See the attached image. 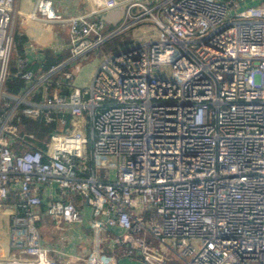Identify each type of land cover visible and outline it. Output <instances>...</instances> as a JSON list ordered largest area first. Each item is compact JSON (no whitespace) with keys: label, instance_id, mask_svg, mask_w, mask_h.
<instances>
[{"label":"built area","instance_id":"2783aa9c","mask_svg":"<svg viewBox=\"0 0 264 264\" xmlns=\"http://www.w3.org/2000/svg\"><path fill=\"white\" fill-rule=\"evenodd\" d=\"M96 1L63 17L34 0L27 15L69 37L38 72L0 0V209L4 245L24 254L0 264H264V0ZM118 5L104 31L98 11ZM101 47L74 83L71 64ZM18 113L54 125L20 130ZM44 215L88 232L84 253L44 242Z\"/></svg>","mask_w":264,"mask_h":264},{"label":"crops","instance_id":"0c3cea01","mask_svg":"<svg viewBox=\"0 0 264 264\" xmlns=\"http://www.w3.org/2000/svg\"><path fill=\"white\" fill-rule=\"evenodd\" d=\"M34 0H15V6L17 11L13 17V32L15 37L21 38V43L19 45H14L16 51L26 55L30 61H36L38 58L44 55L45 49H49L51 52H62L68 51V31L65 27V23L58 28L53 27L52 22L46 21L41 18L30 17L27 15L28 11L32 10ZM54 6L57 9L59 15L66 17L71 14H87L97 6L96 0H52ZM112 12V13H110ZM121 12V6L118 5L111 9H103L98 11L99 16H105L107 23L109 25L113 24L116 18ZM35 14L37 12H34ZM38 15V14H37ZM137 26V25H136ZM18 43V42H17ZM101 49L93 50V54L98 58L101 54ZM72 65V66H71ZM72 69V81L76 84H82L87 81L88 75L92 68L86 72L83 68H80L78 61L71 64ZM34 68L38 69L35 64ZM6 214L0 209V246L4 247L6 239ZM52 218L49 216H42L40 220V235L44 242H47V236L51 238L54 233V227ZM74 227V226H73ZM47 230L49 232L47 233ZM67 230H72V228H67ZM45 238V239H44ZM52 244V243H51ZM54 245V244H52ZM59 247L58 245H54ZM0 247V248H1ZM65 249V248H64ZM4 252L6 255H17L24 256L22 252H18L14 249H8L4 247ZM55 251L51 250V254L55 255Z\"/></svg>","mask_w":264,"mask_h":264},{"label":"rangeland","instance_id":"374dc122","mask_svg":"<svg viewBox=\"0 0 264 264\" xmlns=\"http://www.w3.org/2000/svg\"><path fill=\"white\" fill-rule=\"evenodd\" d=\"M259 1L260 0H241V1H239L238 5L241 7L243 5L255 4V3H258ZM110 13H112V12H110ZM104 18H105V16H104ZM106 19H108V18L106 17ZM52 24H53V27H55V28H58V25L61 26V24L58 21H54V22H52ZM145 25H147V24L138 25V26H136L134 24L132 26H129L126 29H124L123 31H121L120 33L111 36L106 41L110 40L111 48H112L116 45L119 38L120 37L122 38V36H127L129 38H132L135 36H137V37L144 36V35H146V33L144 32ZM65 27H66V24H65ZM110 27H112V24L106 25L104 31L110 29ZM107 48H108V46H107ZM96 62H97V58L95 57V55L92 52L88 53V55H84V56H81L78 58V63H79L80 68H83L86 72H88L90 70V67L94 66L96 64ZM77 117H79V116H77ZM73 226L74 225L72 223H66L64 221H61V227L56 225L54 227L55 230H54L53 236H51V238L47 236L46 241L49 243H52L54 245H58L61 249L65 248L66 251H68V252L76 251L78 255H82L84 253V247L86 244V237L88 235V232H84V238L83 239L75 238L73 230L76 229V226H74V227ZM70 227L72 228V232L65 233L64 229H67ZM48 232H49V230H47V233ZM3 250H4V247L2 246L0 248V256L6 255L7 251L4 252Z\"/></svg>","mask_w":264,"mask_h":264},{"label":"trees","instance_id":"16d2710c","mask_svg":"<svg viewBox=\"0 0 264 264\" xmlns=\"http://www.w3.org/2000/svg\"><path fill=\"white\" fill-rule=\"evenodd\" d=\"M143 24H147V25L151 24L150 26L152 29V23H150V22H142V23H137L135 25L138 26V25H143ZM147 25H145V26H147ZM21 41L18 43L15 42L14 45H19V43H21ZM106 45L108 47L109 46L111 47L110 40L106 42ZM103 50L104 49L101 48L100 51L102 52ZM14 51H16V47L14 48ZM67 55H68V51H62V52L60 51V52H54L53 53L49 49H45L44 55L42 57L38 58L36 61H30L29 66L38 72H42L47 68V66L50 63L57 62V61L63 59L64 57H66ZM33 64H35L38 69L34 68ZM9 67L11 70L14 69L13 59L10 60ZM4 85H5V88L8 90H15L20 85V81L12 80L9 77L5 80ZM15 121L18 123L20 130L28 128V129L34 131L36 134H41L44 131H47L48 129H50L54 125L52 122H43L39 118H35V119L28 118V117L22 116L19 113L15 116Z\"/></svg>","mask_w":264,"mask_h":264},{"label":"bare ground","instance_id":"6f19581e","mask_svg":"<svg viewBox=\"0 0 264 264\" xmlns=\"http://www.w3.org/2000/svg\"><path fill=\"white\" fill-rule=\"evenodd\" d=\"M5 248H7L6 246H4Z\"/></svg>","mask_w":264,"mask_h":264}]
</instances>
